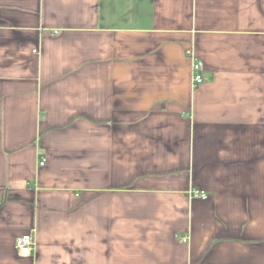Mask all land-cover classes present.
<instances>
[{"label":"crops","instance_id":"1","mask_svg":"<svg viewBox=\"0 0 264 264\" xmlns=\"http://www.w3.org/2000/svg\"><path fill=\"white\" fill-rule=\"evenodd\" d=\"M0 264H264V0H0Z\"/></svg>","mask_w":264,"mask_h":264},{"label":"built area","instance_id":"2","mask_svg":"<svg viewBox=\"0 0 264 264\" xmlns=\"http://www.w3.org/2000/svg\"><path fill=\"white\" fill-rule=\"evenodd\" d=\"M188 53L191 54V52H188ZM203 71H204L203 62L199 60H195L192 65L193 83L195 86L200 85L204 82ZM45 162H46V159L43 158L40 162V166H44ZM190 195L194 198H201L203 200H206L208 198V194L205 191H201V190H191ZM183 240L184 242H187V238H184ZM34 248H35V238L33 234L29 233V234L23 235L20 238H18L16 242V249H17L18 255L22 259L31 258Z\"/></svg>","mask_w":264,"mask_h":264}]
</instances>
